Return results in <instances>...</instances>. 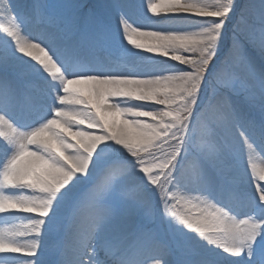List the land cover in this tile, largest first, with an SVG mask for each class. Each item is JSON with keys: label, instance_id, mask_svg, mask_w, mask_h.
Returning a JSON list of instances; mask_svg holds the SVG:
<instances>
[{"label": "snow or ice", "instance_id": "obj_1", "mask_svg": "<svg viewBox=\"0 0 264 264\" xmlns=\"http://www.w3.org/2000/svg\"><path fill=\"white\" fill-rule=\"evenodd\" d=\"M0 221V264H264V0H0Z\"/></svg>", "mask_w": 264, "mask_h": 264}, {"label": "bare ground", "instance_id": "obj_2", "mask_svg": "<svg viewBox=\"0 0 264 264\" xmlns=\"http://www.w3.org/2000/svg\"><path fill=\"white\" fill-rule=\"evenodd\" d=\"M114 62H115V61H114ZM127 63H128V65H133V66H135L130 60L127 61ZM83 87H84V88H88L89 85H84ZM258 162H259V161H258Z\"/></svg>", "mask_w": 264, "mask_h": 264}, {"label": "rangeland", "instance_id": "obj_3", "mask_svg": "<svg viewBox=\"0 0 264 264\" xmlns=\"http://www.w3.org/2000/svg\"><path fill=\"white\" fill-rule=\"evenodd\" d=\"M83 86H84V85H83ZM83 86H82V87H83Z\"/></svg>", "mask_w": 264, "mask_h": 264}]
</instances>
